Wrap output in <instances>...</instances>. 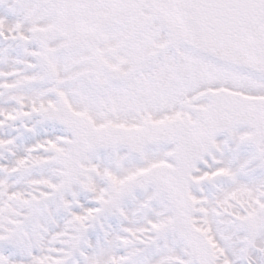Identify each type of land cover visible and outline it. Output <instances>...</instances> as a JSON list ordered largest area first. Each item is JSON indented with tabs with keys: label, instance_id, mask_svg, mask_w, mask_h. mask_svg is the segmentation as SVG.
<instances>
[{
	"label": "snow or ice",
	"instance_id": "snow-or-ice-1",
	"mask_svg": "<svg viewBox=\"0 0 264 264\" xmlns=\"http://www.w3.org/2000/svg\"><path fill=\"white\" fill-rule=\"evenodd\" d=\"M0 264H264V0H0Z\"/></svg>",
	"mask_w": 264,
	"mask_h": 264
}]
</instances>
